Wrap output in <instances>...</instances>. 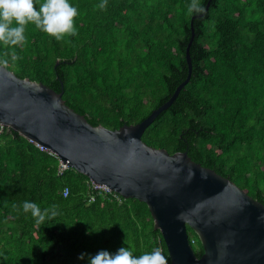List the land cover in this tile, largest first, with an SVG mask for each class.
Segmentation results:
<instances>
[{
    "label": "trees",
    "instance_id": "obj_1",
    "mask_svg": "<svg viewBox=\"0 0 264 264\" xmlns=\"http://www.w3.org/2000/svg\"><path fill=\"white\" fill-rule=\"evenodd\" d=\"M69 2L78 34L58 42L30 23L26 44L0 42L5 66L63 87L66 104L91 124L117 129L143 121L186 79L193 24L191 79L142 138L187 151L264 204V0H211L208 10L201 0L207 11L195 18L186 14L190 0H108L106 11L95 7L101 0ZM24 201L57 205L60 215L37 223ZM159 239L169 257L146 202L93 192L87 175L59 173L58 158L15 130L0 131V264H89L101 250L139 256Z\"/></svg>",
    "mask_w": 264,
    "mask_h": 264
},
{
    "label": "water",
    "instance_id": "obj_2",
    "mask_svg": "<svg viewBox=\"0 0 264 264\" xmlns=\"http://www.w3.org/2000/svg\"><path fill=\"white\" fill-rule=\"evenodd\" d=\"M191 28L186 79L143 121L117 129L95 126L66 104L63 87L58 92L0 65V124L55 152L95 183L146 202L172 264H264V204L187 151L170 153L142 138L191 79ZM188 226L202 244L200 255Z\"/></svg>",
    "mask_w": 264,
    "mask_h": 264
},
{
    "label": "clouds",
    "instance_id": "obj_3",
    "mask_svg": "<svg viewBox=\"0 0 264 264\" xmlns=\"http://www.w3.org/2000/svg\"><path fill=\"white\" fill-rule=\"evenodd\" d=\"M107 3L108 0H101L95 7L106 11ZM37 4L38 8L35 6ZM205 13L201 0H190L187 15L198 16ZM78 15V9L69 0H44L43 3L39 0H0V42L5 46L26 44V31L30 23L56 41H63L66 35L78 34L74 26V18ZM7 63L6 59H0V65ZM22 208L25 213L30 212L37 223L60 215L57 205L42 210L36 203L24 201ZM85 255L87 254L81 253L78 258L83 260ZM89 264H168V260L158 247L139 256L134 255L128 247H121L114 254L106 250L97 252L89 257Z\"/></svg>",
    "mask_w": 264,
    "mask_h": 264
},
{
    "label": "built area",
    "instance_id": "obj_4",
    "mask_svg": "<svg viewBox=\"0 0 264 264\" xmlns=\"http://www.w3.org/2000/svg\"><path fill=\"white\" fill-rule=\"evenodd\" d=\"M6 126H4L3 124H0V131H2ZM39 146V145H38ZM41 147V146H40ZM42 149H45L46 151H48L49 154H51L52 156L58 158L59 160V173H63L66 169L70 168L68 165H66L63 160L60 158L59 155H57L55 152L49 150V149H46L44 147H41ZM90 187L92 189V191H98L100 193H103V194H112L114 196H117L118 197V194L117 192L113 191L111 188H109L107 185H104V184H97L95 183L93 180H90ZM69 194V189L66 187L64 189V195L67 196ZM95 199V196L94 194H91L90 196V200H94ZM160 248L162 253L167 257V260H168V264H172L170 258L167 256L166 252H165V247L163 246V241L161 239H159L158 241V245L155 247V248Z\"/></svg>",
    "mask_w": 264,
    "mask_h": 264
}]
</instances>
